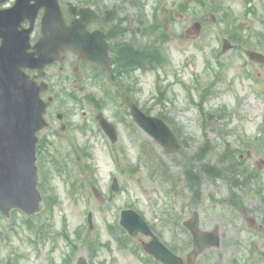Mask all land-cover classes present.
<instances>
[{
    "label": "rangeland",
    "instance_id": "374dc122",
    "mask_svg": "<svg viewBox=\"0 0 264 264\" xmlns=\"http://www.w3.org/2000/svg\"><path fill=\"white\" fill-rule=\"evenodd\" d=\"M79 3L90 4L95 6V1L89 0H75ZM148 2V0H145ZM231 10L236 13L238 20L247 27L258 26L264 28V0H251L254 3V8L251 15H249V6L247 0H227ZM110 0H106V3H110ZM119 3V2H117ZM155 3V0H149L147 5V16L149 23L151 24L152 16V5ZM188 8L181 16L179 11L182 6L186 4ZM252 3V4H253ZM251 4V5H252ZM159 16L162 22V26L171 38L167 43V53L170 57L171 63L167 65L163 70L162 74L169 82L162 83L163 85L171 84L173 93L170 92L169 98L171 102L168 103V106L165 108V116L171 118L173 126H183L187 136L185 139L189 145V148L185 150L182 154L175 156L167 155L159 148L157 152L159 153L161 159L170 167V174H174L180 180H183V174L188 173V176L196 177L199 179V185L192 184V189L185 186V181L181 182V191L182 194L179 195V200L176 201V197L171 194L170 197H167L165 191L169 190L170 187L166 184L161 186L158 183L150 182L148 180V169L144 166L145 161H150L151 154L142 153L145 151L143 148L140 151V148L133 145V143L128 139L133 132L128 128L127 123H118V126L115 124L113 119L114 113L111 109H108L105 112V116L117 126L119 134V142L114 145V149L120 155L125 156V162L129 163L133 167H136V175L130 176L128 173V166H124V171L126 174H120L121 177L116 175L119 178L121 188V195L118 196V205L119 210L124 208L128 203L127 199L129 197H134V200L138 201V206L140 210L147 215L148 219L153 222L156 219V212L152 211L148 201L145 199L144 192L149 196V200L154 203L159 204L158 208L161 207L164 203H169L176 201L178 206H182L183 202H190L193 196L198 197L199 194H202V201L204 202V208L201 212L204 213V227L209 229L219 226L223 232L222 237V246L220 248H213L206 251L199 260L200 264H264V229L257 230L260 231L259 235L254 236L247 229L242 231V228L233 227L229 221L233 220L235 214L232 211V206L229 198V191L226 186L223 185V180L213 181V185L210 183L204 182L205 168L204 164H216L217 160L220 158L214 151L217 148L218 144H228L235 148H241L243 151V158L247 157L246 146H243L244 142L247 139H250L252 147L250 148V156L247 157L246 164L250 165V168H254L262 176L264 184V66L256 67L252 66V74L256 77L258 81L257 84H254L248 78L250 73V64L245 60V56L240 54L237 49H233L225 54H221V60H211V64L216 71L210 70L207 71L204 69L205 58H210L211 55L217 54L216 41L214 34H217V28L220 27L217 24L212 25L209 32L211 38L206 40L201 46L198 44L192 45L189 42H186L179 37V33L182 31V27L191 28L195 23L194 20H202V14L200 12H207L208 10L204 9L203 5H200L196 0H161V3L158 2ZM122 14L129 19H136L138 16V10L135 8L133 3L123 5ZM249 15V16H248ZM180 16V17H179ZM170 17V18H169ZM179 17V18H177ZM174 18V19H173ZM210 21V20H209ZM263 21V22H262ZM133 24V23H132ZM182 26V27H181ZM254 26V27H255ZM181 27V28H180ZM260 29V28H259ZM196 31V30H195ZM202 31V30H201ZM257 31V28H256ZM195 33L194 31H192ZM130 37V35H129ZM138 38L141 43L148 41L149 43L154 39L155 35H148L147 38L143 36L139 38L138 35L134 36ZM204 56V57H203ZM74 65V64H72ZM220 65L223 67L222 84L220 89H223V95L212 100L205 105L206 113H213V108L216 110L222 108V106H227L228 112L231 113L233 117L232 123L228 126L223 125V121L211 122L208 126H201L198 122L199 112L190 104L188 91L194 93L197 91L196 80L207 85L209 79L220 70ZM204 73L207 75L204 79L200 80V77ZM141 86H143V92H140L136 99L141 107H148L155 103L153 97H150L152 94L156 95L158 92V87L161 82L156 79V74L153 71H147L146 73L140 74ZM208 78V79H207ZM78 85V84H77ZM86 95L92 93L91 88L85 83L83 87ZM59 90V89H58ZM113 89L110 86V94H112ZM174 94V96H173ZM220 95V94H219ZM151 100L148 102V100ZM195 99V98H194ZM196 100V99H195ZM198 101V100H196ZM238 103V104H236ZM67 108L72 109V103L67 105ZM79 109V108H78ZM88 108H80L74 113L75 118H71L75 122H81V112L83 110L87 111ZM235 113H234V112ZM175 122V123H174ZM202 123V122H201ZM93 132H87L83 135V141H77L80 143L89 145L90 149L94 155V160L90 164L95 168L97 177L99 180V192L102 194H95L92 201V214L94 220V229L86 231L87 235L95 236L100 234L101 240H106L108 235L105 231V219L108 218V222L113 223L114 217L119 215V211L116 209L112 210L107 217L104 214V204L106 202L105 197L108 193V188L110 187V175L116 174L114 168L109 160V154L107 152L106 146L107 142L97 131V126H92ZM178 128V127H177ZM79 133V131H78ZM206 133H208L210 140L206 141ZM254 137H257L256 139ZM260 137L263 138V141L260 140ZM139 131H135L134 139L135 142L141 140L146 146L147 139ZM59 144H64L67 142L66 137H62L58 140ZM207 148H211L205 159L192 157L193 154L199 153L202 148H205V143ZM150 148V146H148ZM222 151L224 147H221ZM220 148V149H221ZM219 149V150H220ZM218 150V151H219ZM76 152V148L72 147L67 152ZM201 152V151H200ZM146 158V160L141 162L139 165L140 155ZM59 161L62 163L63 158L58 156ZM83 162L81 161L78 166H75L77 171L82 169ZM182 176V177H181ZM83 177V176H82ZM82 179V178H81ZM140 179H143V182H140ZM75 181V177L72 178ZM198 185V186H197ZM53 186L56 188L57 194L59 196L60 202L59 207L55 210L53 219L47 217L45 213L42 216V220L47 223L50 233L60 232L63 234H76L77 230L80 228H86L84 225V210H83V200L79 195L78 203H75L73 200H70L68 197V186L65 185V180L62 177H56L53 182ZM219 186V187H218ZM103 191V192H102ZM234 194L240 196L248 210V214H252L259 224L264 226V220L262 219V212L264 210V204H260L259 200L253 195H245L239 190H233ZM214 196L216 200H221L226 197L224 204L219 203L220 201H212L210 196ZM228 199V200H227ZM187 200V201H185ZM189 209V208H188ZM190 209L201 210V207H192ZM180 211V209H178ZM118 212V214H117ZM191 210L188 212L187 217L191 216ZM17 217V228L16 231L19 232V235H30L28 231L24 230L23 219L21 215H11L10 221L0 219V232L4 234H9L12 230V225L14 219ZM235 219V218H234ZM67 220V223L64 222ZM238 224H244L239 220H235ZM240 226V225H239ZM162 232L164 229L162 225L156 226ZM224 233L226 234L224 236ZM252 235V237H251ZM166 238L169 236L166 234ZM256 245L257 250H254L253 247ZM85 251V250H84ZM102 251L104 256L107 254ZM112 257V256H110ZM119 258L120 264H137L134 260L127 261L123 263ZM237 258V262H236ZM127 259H130L127 257Z\"/></svg>",
    "mask_w": 264,
    "mask_h": 264
},
{
    "label": "water",
    "instance_id": "95a60500",
    "mask_svg": "<svg viewBox=\"0 0 264 264\" xmlns=\"http://www.w3.org/2000/svg\"><path fill=\"white\" fill-rule=\"evenodd\" d=\"M122 98L124 99L125 102L129 103L131 105L132 109V114L135 118V121L138 123V125L146 131L148 134L153 136L157 142H159L167 151L169 152H174L177 151L179 148L178 142L176 141L175 137L171 133V131L164 125L163 122L156 120L154 118H149L143 115L132 103L130 100H128L125 95L122 93L121 94ZM107 131L109 132L110 136L115 140L116 135L114 131L109 128V126H104ZM40 126H34L32 131L33 133L39 129ZM6 178H11L9 175ZM0 182L1 185L6 183V180H1ZM0 207L3 209L4 213L8 212V208H5L4 206ZM25 211L28 214H32L37 211L38 205L36 204L33 208L28 209L27 207L24 208ZM213 245L218 246L219 241L218 239H215V242Z\"/></svg>",
    "mask_w": 264,
    "mask_h": 264
},
{
    "label": "flooded vegetation",
    "instance_id": "af4514ba",
    "mask_svg": "<svg viewBox=\"0 0 264 264\" xmlns=\"http://www.w3.org/2000/svg\"><path fill=\"white\" fill-rule=\"evenodd\" d=\"M28 27V23L26 24ZM39 29H38V22L35 23L34 26V32L32 34V39L35 40V42L38 40L39 37ZM176 249L178 248L175 246ZM69 253V252H68ZM52 258H53V263L54 264H75V261L70 258V256H66L65 252L60 249H56L55 251L52 252ZM43 257H38L36 259V255L33 257V260L35 264H39L42 261Z\"/></svg>",
    "mask_w": 264,
    "mask_h": 264
}]
</instances>
